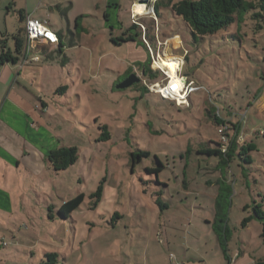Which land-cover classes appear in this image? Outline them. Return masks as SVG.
<instances>
[{
    "label": "rangeland",
    "instance_id": "rangeland-1",
    "mask_svg": "<svg viewBox=\"0 0 264 264\" xmlns=\"http://www.w3.org/2000/svg\"><path fill=\"white\" fill-rule=\"evenodd\" d=\"M36 5L32 0H0V38L8 49H14L13 36L22 28L21 10L31 12ZM108 11L112 12L107 13L109 21L102 14L97 19L95 15L87 18L83 48H66L64 54L72 63L66 64L69 69L64 66V72L56 77V82L63 78L58 87L61 86L60 95L69 106L56 110L52 121L64 144L77 149V161L61 172L55 183L37 182L48 193L56 190L72 198L82 194L83 202L71 212L72 221L64 225L42 223L47 208L53 204L47 197V203H42V212L37 211L43 216L39 219L41 223L23 228L19 232L21 243L16 244L7 232L14 233L12 226L0 230V241L3 238L7 244L2 247L0 243V264H40L45 253L57 254L56 264H108L112 256L122 264H129L126 257L117 256L116 249L121 246L131 256L138 253L135 241L144 244L142 236L148 226L152 230L151 225L161 221L155 204L157 192L161 193L159 199L169 206L163 211L162 223L179 222L183 217L186 221L193 219L191 231L198 227L199 233H193L189 239L194 243L200 240L203 250H209L208 240L216 243L214 231L217 230L205 224L214 221L212 209L216 205L209 197L217 191L224 195L225 187L222 184L211 187L206 181L223 176L229 181L230 196L218 203L222 207L219 215H224L227 225L228 252L233 257L237 249L244 248L256 258L253 262L246 257L245 261L264 264L260 224L251 220L241 225L249 215L245 206H251L254 201L264 204V22L260 21L261 29L255 30V21L245 15L239 26L242 41L228 38L224 43L215 37H204L194 42L183 21L176 19L169 9L158 7L154 13L141 14L144 19L138 20L145 27L148 40L149 36L158 40L162 34L170 39L158 48L159 57L155 58L167 62L170 58L180 60L176 61L180 64L179 72L201 87L191 95L187 107H175L150 93L145 86L161 83L162 75L156 71L152 73L153 78L146 79L140 72L150 68L151 59L139 28L131 30L134 39L130 46H114L109 41L111 25L114 34L120 21L127 29L131 27L130 11H124L123 7L120 11L113 7ZM49 22L50 27L54 21ZM176 34L179 35L177 42ZM54 68L55 73L60 72L59 67ZM128 68L140 82L127 89H116L128 74ZM75 95L80 96V101ZM212 104L224 117L230 113L245 115L238 124V143H248L249 163L234 156L223 170H218L217 157L196 155L201 143L206 147L208 141H219L217 126L206 112ZM228 119L233 124L238 121ZM104 125L110 139L100 141L99 126ZM209 145L214 148L212 143ZM139 151H146L149 156L139 158L131 168L129 155ZM155 159L161 163V171L149 175L145 168L158 167ZM154 180L166 188L156 186ZM98 187L102 195L96 201L90 195ZM171 231L176 236V230ZM220 233L223 234L222 230ZM171 240L174 241L173 236ZM191 251L198 254L194 249Z\"/></svg>",
    "mask_w": 264,
    "mask_h": 264
},
{
    "label": "crops",
    "instance_id": "crops-1",
    "mask_svg": "<svg viewBox=\"0 0 264 264\" xmlns=\"http://www.w3.org/2000/svg\"><path fill=\"white\" fill-rule=\"evenodd\" d=\"M32 1L37 5L31 12L26 9L21 10L22 29L26 18L46 21L48 27L49 21L53 19V25L49 29L57 35L59 42L55 45L36 44L25 61L22 62L20 56L15 64L5 63L0 66V230H7L10 228L9 225L12 226L14 233L10 230L7 232L11 234L16 244L21 243L22 238L19 237V232L23 228H30V225L35 227L41 223L39 219L43 216L37 214V211L42 212V203H47V197L51 198L53 204L51 208H47V214L42 223L64 225L66 221H72L71 214L65 219L58 215L62 204L71 200L72 197H66L63 192L56 190L54 193H48L46 192L47 188H40L37 183L39 181L55 183V180L60 177V173L66 170L55 172L47 161L50 152L61 147H68L60 138L61 134L56 132L54 127L56 123L52 121L56 110L69 106L63 95H60L63 93L61 86L58 87L63 78L56 82V77L64 72V66L69 69L66 64L72 63L64 54L66 48L69 50L83 48V33H87L88 30L86 20L92 18V15H95V19H97L102 14L109 21L110 16L107 13L112 14V12L108 10L113 7L120 11L123 7L124 11H130L131 21V15L137 5L145 3L146 5H143L147 6L148 10H151L154 5L168 9V3L172 4L179 0ZM76 4L78 7L75 6ZM78 17H80L81 32H78L75 27V20ZM154 18L156 20L157 16ZM139 19L144 18L140 16ZM111 27L110 42L111 38L115 39L127 30V26L121 21L115 26L117 34H114V28L112 25ZM22 34L25 41V33ZM130 35L132 34H127V36ZM161 36L162 38L158 39L159 42L165 41L167 44L170 40L169 37L165 34ZM149 37L150 44L156 48V40L152 36ZM178 38L179 35L176 34L174 38L176 42L179 40ZM132 41L121 42L118 45L130 46ZM65 43L68 44V47L65 46ZM114 46L116 45L114 44ZM54 67H59L60 72L55 73ZM127 71V73H133L131 68H128ZM143 71L144 68L140 71L144 76ZM145 77L146 79L147 77L153 78L151 74H147ZM69 96L64 95L65 98ZM75 97L80 101L79 95H75ZM44 117H49L50 120L47 121ZM228 182L227 178L223 176L216 181L207 179L206 184L215 187L220 183L229 189ZM44 185L46 184L44 183ZM217 194L218 191L209 197L214 203ZM213 209L212 213L215 214V208ZM55 213L56 215H54ZM158 216L161 221L157 225H151L152 230L148 226L142 236L144 244L138 240L135 241L138 253H134L132 256L125 254L120 246L116 249L117 256L122 255L124 259L126 257L129 264H171L169 254L175 256L177 264H249L244 260L246 257L253 262L256 259L244 248L237 249L236 255L232 257L230 251L228 252V246L226 255H223L216 237L215 244L211 239L208 240L211 244L209 249L211 253H209V250H203L204 246L200 240H196L194 243L189 239V237H193V233H199L198 227L191 231L194 229L191 227L193 219L188 218L186 221V218L183 217L179 222L165 220L162 223L163 212H158ZM205 224L211 225L209 222H205ZM171 230H176V236L171 234ZM172 236L174 241L171 240ZM0 243L2 247L7 246L5 242V245H2L3 238ZM191 249L197 251L198 254L193 253ZM108 261V264H122V261L115 256H112Z\"/></svg>",
    "mask_w": 264,
    "mask_h": 264
},
{
    "label": "trees",
    "instance_id": "trees-1",
    "mask_svg": "<svg viewBox=\"0 0 264 264\" xmlns=\"http://www.w3.org/2000/svg\"><path fill=\"white\" fill-rule=\"evenodd\" d=\"M167 7L176 19H180L183 21L194 42L199 39L201 40L204 37H215L218 40H222L224 43H227L228 38H237L241 40L239 36V26L243 23V18L245 15H248L251 21H255V30L261 29L262 25L259 24L260 21L264 22V0H254L253 2H248L245 0H179L172 4L168 3ZM157 8L158 6L154 5L153 9L155 11ZM20 20L22 21V18H20ZM75 27L78 32H81L82 28L80 25V17L75 20ZM135 28L138 27L132 23L131 27L128 28L123 35H121L120 37H116L115 39L111 38V42L115 45H118L121 42L132 41L134 39L133 35L127 36V34H129L131 30ZM229 29H232V31L234 32L229 33ZM22 33H24V28H21L19 32L13 36V50L6 48L5 41H2V39L0 38V66L4 65L5 63L15 64L18 61L23 49L24 38ZM222 36H225V38L223 39ZM143 72L144 76L147 74H151L152 76L150 68H144ZM143 89L145 92H147L144 87ZM190 99L191 98H189V100ZM161 100L167 101L164 99ZM206 112L209 113V117L213 120L217 128L219 126L228 127L224 132V135L227 137V141L224 150L222 149L223 145L220 144L219 141L214 143L208 141V146L206 147L204 146L205 143H201L195 151L196 155L207 156L209 159L211 157H217L218 159L216 161L218 170H223L234 156L239 157L245 163H249L248 152L250 147L248 143L242 145H239L238 143V124L241 123L239 121L240 115L233 116V114L230 113L228 116L224 117L213 104L209 107L208 110H206ZM229 116L232 118H237V123L233 124L229 122ZM99 129L102 131L100 141L109 140L110 135L107 132V127L105 125L99 126ZM209 143H212L214 145V148H212ZM185 153L190 154V151H186ZM129 156L130 166L131 168H133L134 165L140 161L139 158L148 157L149 153L146 151H139V154L131 153ZM77 158L78 152L76 148L61 147L50 152L47 156V161L50 163L55 172H60L75 164ZM155 164L158 167L145 168V171L149 175H157V173L161 171V163L155 159ZM154 184L156 186H162V188H166L164 184H159L155 180ZM160 194V192H157L155 204L157 205L159 211L163 212L164 210H167L169 206L159 199L158 196H160ZM101 195L102 189L101 187H98L97 190L90 195V197L95 198L97 201L101 198ZM229 196L230 191L227 188H225L224 195L220 193L217 194L215 201V219L211 223V225H213L215 229H217L214 231V234L223 255H226L227 253V244L229 240L227 237V225L223 220L224 215H219L222 207L221 204L218 203V200L221 201V198L228 199ZM82 202V194H79L69 201H66L58 210L59 217L63 219L67 218L69 214H71V212L79 208ZM244 210L248 211L249 215L248 217L243 219L241 225L245 226L251 220L257 221L261 226L260 238L264 242V204L254 201L251 206H245ZM218 216H220L221 218L217 219ZM221 230L223 234L220 233ZM56 259L57 254L45 253L43 255V259L40 261V264H56Z\"/></svg>",
    "mask_w": 264,
    "mask_h": 264
},
{
    "label": "built area",
    "instance_id": "built-area-1",
    "mask_svg": "<svg viewBox=\"0 0 264 264\" xmlns=\"http://www.w3.org/2000/svg\"><path fill=\"white\" fill-rule=\"evenodd\" d=\"M152 10L153 8L151 10H148L146 6L145 13H151ZM140 16L141 14L132 13L131 22L139 28L142 34L143 44L149 51L151 59L150 70L153 73H156L157 71L162 75L161 83L153 82L150 85L145 84L146 88H148L150 93L157 94L161 99L174 103L176 107H187L189 105V98L191 97V95L201 90V87L196 85L195 81L190 79L187 75L181 74L179 72V69H177L175 73V78L172 79L168 76L165 70L156 66L155 62L157 61V59L155 57H159L157 52L158 48L165 45V42L161 43L155 38L157 48H155L156 50L153 51V47L151 46L149 40L146 38V29L142 24H140L138 20ZM24 33L25 41L23 43V49L20 58L22 62L27 59L28 55L30 54L31 50L34 49L36 44L55 45L59 42L57 35L49 29L46 21L26 18ZM244 117V114L240 115L239 121L242 122L244 120ZM227 128V126H219L217 128L219 142L223 145V150L225 149V144L227 141V137L224 135V132L227 130ZM2 245L4 246L5 243L3 242ZM169 260L171 264H177L175 256L173 254H169Z\"/></svg>",
    "mask_w": 264,
    "mask_h": 264
},
{
    "label": "bare ground",
    "instance_id": "bare-ground-1",
    "mask_svg": "<svg viewBox=\"0 0 264 264\" xmlns=\"http://www.w3.org/2000/svg\"><path fill=\"white\" fill-rule=\"evenodd\" d=\"M136 9L137 10H134V13L136 14H144L146 12V9L141 5H137ZM170 59L171 60L169 62L165 61L164 59H161L160 61L155 62V64L159 68H162L163 70H165L169 77L174 79L175 73L180 65V64H177L176 61H180V60H176L175 58H170Z\"/></svg>",
    "mask_w": 264,
    "mask_h": 264
},
{
    "label": "water",
    "instance_id": "water-1",
    "mask_svg": "<svg viewBox=\"0 0 264 264\" xmlns=\"http://www.w3.org/2000/svg\"><path fill=\"white\" fill-rule=\"evenodd\" d=\"M151 13H154V10H152ZM139 82H140V78L135 73H131L124 80L119 82L115 86V88L118 90H123V89H127V88L131 87L132 85L137 84Z\"/></svg>",
    "mask_w": 264,
    "mask_h": 264
},
{
    "label": "flooded vegetation",
    "instance_id": "flooded-vegetation-1",
    "mask_svg": "<svg viewBox=\"0 0 264 264\" xmlns=\"http://www.w3.org/2000/svg\"><path fill=\"white\" fill-rule=\"evenodd\" d=\"M134 73V72H133ZM129 74H131V73H128L126 76H124V78L122 79V80H124ZM122 80H120L119 82H121ZM118 82V83H119Z\"/></svg>",
    "mask_w": 264,
    "mask_h": 264
}]
</instances>
